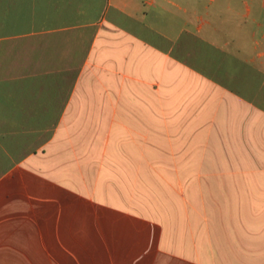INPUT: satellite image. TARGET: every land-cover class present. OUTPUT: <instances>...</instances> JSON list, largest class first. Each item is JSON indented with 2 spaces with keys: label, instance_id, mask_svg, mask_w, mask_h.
Wrapping results in <instances>:
<instances>
[{
  "label": "crops",
  "instance_id": "0c3cea01",
  "mask_svg": "<svg viewBox=\"0 0 264 264\" xmlns=\"http://www.w3.org/2000/svg\"><path fill=\"white\" fill-rule=\"evenodd\" d=\"M0 264H264V0H0Z\"/></svg>",
  "mask_w": 264,
  "mask_h": 264
}]
</instances>
